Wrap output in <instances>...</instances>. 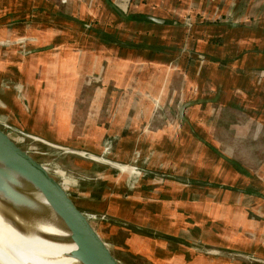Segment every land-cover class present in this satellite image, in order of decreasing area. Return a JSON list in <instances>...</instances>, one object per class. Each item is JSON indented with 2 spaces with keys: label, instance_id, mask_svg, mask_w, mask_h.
I'll use <instances>...</instances> for the list:
<instances>
[{
  "label": "crops",
  "instance_id": "1",
  "mask_svg": "<svg viewBox=\"0 0 264 264\" xmlns=\"http://www.w3.org/2000/svg\"><path fill=\"white\" fill-rule=\"evenodd\" d=\"M91 1L0 0V91L14 96L6 110L17 111L9 114L31 131L37 119L34 133L52 144L94 146L114 128L126 137L144 122L143 133L130 135L133 143L174 144L175 154L156 148L146 154L149 169L170 168L161 178L178 177L161 189L145 183L153 207L148 213L164 222L165 239H145L155 254L157 248L153 261L136 256L128 236L122 244L130 255L147 264H248L243 258L249 256L264 264V151L251 167L249 147L223 145L264 143V0H181V6L164 0V16L154 0H98V9ZM99 10L102 22L95 21ZM139 27L143 36L132 40ZM168 89L179 95L178 113L187 105L177 120L179 129L186 120L184 134L165 120L172 108L159 104ZM106 104L115 106L113 129L90 118ZM76 106L88 107L82 137ZM154 112L164 117L158 126ZM220 127L226 140L215 133ZM204 148V156L217 160L208 168L197 161ZM171 182L187 197L174 193ZM173 256L179 262H166Z\"/></svg>",
  "mask_w": 264,
  "mask_h": 264
},
{
  "label": "rangeland",
  "instance_id": "2",
  "mask_svg": "<svg viewBox=\"0 0 264 264\" xmlns=\"http://www.w3.org/2000/svg\"><path fill=\"white\" fill-rule=\"evenodd\" d=\"M84 1L85 0H83V2ZM170 1L172 4L174 3V6L176 2H178V5L181 6V0ZM154 2L155 3L153 5L155 6V8L161 11L158 12V15H166L164 9L161 8V6L164 5L165 1L154 0ZM178 5H176V7H180ZM91 7H95L96 9L100 8L98 0L91 1ZM103 19L104 15L95 17V21L99 20L102 22ZM112 20L110 21L109 17L105 19L106 22H112ZM92 25H94L93 22ZM123 27L127 29V25H124ZM134 31H136V34L132 36V40H140L143 36L142 34L144 33L143 28L139 27ZM123 33L125 37L126 35H129L128 30H124ZM16 64L19 65L18 63ZM165 93L166 92H164V102H160L159 104L161 106H169V108H172L171 112L168 111V116L165 118V120H169V122H171L174 130L176 129L177 134L180 135L182 134V132L184 134L183 126L185 125L186 120H179L181 129L178 128V126L180 125L177 124V120L180 118L177 110V106L180 104V99H178L179 95L177 92L171 91L169 93V89L167 90V93ZM23 100L24 99L21 98V103ZM13 101L14 96L7 89H3L0 91V129L4 132L10 133V136L22 149L28 151V153L32 157L43 164L48 169L49 173L64 186L66 191L72 196L75 202H77L83 209H85L87 212L95 213L100 218H102V221H92V225H94V227L98 230L102 238L109 243L112 250H116L115 248H118L120 250V252L118 251L117 256L120 257L122 261L127 264H147L144 259L140 257H134L127 252V249L122 244V241L128 236L131 238L127 240V245L129 246V248H131L132 252L136 256H142L149 260L156 261V258L158 256L157 248H154L157 252V254H155L152 251L153 248H151L152 244L146 242V240L151 238L157 241H164L162 239L165 238H163L160 230L164 229L165 227L162 220L154 221V218L151 217L148 213V211H153V207H151L152 205H150V200L152 199L147 196L148 190L145 183L148 184L149 182L150 184L148 186H155V188H157L159 185H161V183L163 185L164 182H173L178 177L161 178L163 174H168L167 172H169L170 168L160 165L158 169H160L161 171H158V169L156 171L149 169L152 168L151 165H149V162L152 161L148 160L147 157L149 156H147L146 154H148L151 148H156V151L158 153H162L164 151L169 155L170 153L175 154L174 151H172V149H174V144L161 143L152 147L151 144L146 141L140 142L139 146L137 143H133V141H131L130 139V135L137 134L139 133V131L141 133L146 124L145 122L142 126H138V129L136 130L129 128L128 131V128H126L124 132L126 133V131H128L130 133H128L126 137L120 136L121 129L111 127L112 119H114V114L116 112L115 106H108V104H106V107L103 106L101 110L92 111L90 114V118L92 120H96L97 125H99V123L101 122L107 128H114V133H112L108 137L106 136L101 143H95L94 146L93 143H48L34 133L35 131H38V125L40 124L38 123L39 121L37 119L34 123L37 124L33 126V129L31 131V129H26V127L23 126V123L18 118V116H16L15 118V116L9 114L10 112L13 113L14 109L11 108L12 110L10 109L9 111H7L6 106L13 103ZM22 105V108H24L25 110L29 109V106H27L24 102ZM87 109V106H76L75 109L73 117L75 118L74 121L78 122V124L81 125L79 127L80 131H77V135L79 137L83 136L82 130H84V126L85 134H87V126L83 124L84 121L82 122L81 120L84 113L83 111L87 112ZM150 113H152V111ZM149 116L150 115H147V118H149ZM197 117L201 118V116ZM87 118H89L88 115ZM103 118L104 120H106V122L102 121ZM163 118L164 117L160 116L159 112H154L153 119L155 121L157 120V124L155 123V126L160 125V123L163 121ZM215 133L220 134L219 136H222L221 139H227L228 132L224 131L222 127H220V130L218 129V131ZM257 141L251 142L250 144L232 142L226 143L225 141L223 145L244 148V150H246L245 147H249L251 150V167H255L258 166L261 162L257 158V156H259V152L264 151V143L262 141ZM157 147H159V149H157ZM86 149H89L92 152L88 153ZM175 151L177 152L178 149L176 148ZM202 151L203 152L198 155L197 161L203 162V165L206 164L207 168L211 167L212 164L215 165L217 163L215 157H213L214 159H212L210 158V155L204 156V153L206 151L205 148ZM219 151L225 152L222 148ZM136 152L139 153L138 156ZM169 155H159L160 157H163L161 159L162 161H160V164H162L163 159L168 158ZM113 165L124 168L119 170ZM218 166H221V164ZM173 172L174 173L172 174H174V176H177V174L175 175V173H177V170H174ZM153 178L159 179H155L154 181ZM172 182L169 186L171 188L173 186L175 187L174 193H182V198H186L188 194L187 190L182 191L181 187L173 184ZM157 189H161V187H158ZM124 197L126 198L124 199ZM131 200L135 203H133ZM147 203L149 204L146 208ZM158 210L160 212L159 208ZM138 228L141 230H139ZM140 232L149 234L150 236L148 235L149 237L145 238L139 234ZM114 245L116 246L115 248L113 247ZM168 248L172 249L173 247ZM138 250L142 251L143 254H138ZM257 258V256H255V258L249 256L248 259L243 258V261L248 264H259L258 262L254 261L258 260ZM166 262H179V258L173 256L171 257V261ZM158 264L165 263L160 261Z\"/></svg>",
  "mask_w": 264,
  "mask_h": 264
},
{
  "label": "water",
  "instance_id": "3",
  "mask_svg": "<svg viewBox=\"0 0 264 264\" xmlns=\"http://www.w3.org/2000/svg\"><path fill=\"white\" fill-rule=\"evenodd\" d=\"M155 23L161 20L148 17ZM187 105L179 109L180 118ZM115 168L121 170L117 165ZM0 216L16 230H31L43 239L72 244L69 257L77 264H127L102 238L92 221H102L87 212L48 169L0 129ZM40 225H50L62 234L48 236ZM64 235V236H61Z\"/></svg>",
  "mask_w": 264,
  "mask_h": 264
},
{
  "label": "bare ground",
  "instance_id": "4",
  "mask_svg": "<svg viewBox=\"0 0 264 264\" xmlns=\"http://www.w3.org/2000/svg\"><path fill=\"white\" fill-rule=\"evenodd\" d=\"M40 229L50 237L62 234L50 225ZM73 250L72 244L40 238L30 229L18 231L0 216V264H77L69 257Z\"/></svg>",
  "mask_w": 264,
  "mask_h": 264
},
{
  "label": "trees",
  "instance_id": "5",
  "mask_svg": "<svg viewBox=\"0 0 264 264\" xmlns=\"http://www.w3.org/2000/svg\"><path fill=\"white\" fill-rule=\"evenodd\" d=\"M147 19V18H146ZM148 20V19H147ZM150 21V20H149Z\"/></svg>",
  "mask_w": 264,
  "mask_h": 264
}]
</instances>
